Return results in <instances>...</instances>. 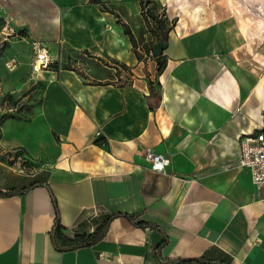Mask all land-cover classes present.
<instances>
[{"label": "crops", "instance_id": "0c3cea01", "mask_svg": "<svg viewBox=\"0 0 264 264\" xmlns=\"http://www.w3.org/2000/svg\"><path fill=\"white\" fill-rule=\"evenodd\" d=\"M18 1L31 36L8 37L0 54L1 94L22 104L0 103V118L15 114L0 120V190H25L0 195V264H264V185L237 166L238 134L264 131V5L156 0L187 21L168 31L158 73L139 0ZM102 4L118 23L99 16ZM103 26L111 60L80 56ZM34 41L48 68H32ZM147 149L169 157L165 172ZM57 212L85 243L53 237ZM113 213L156 225L167 243L157 249L154 229Z\"/></svg>", "mask_w": 264, "mask_h": 264}, {"label": "rangeland", "instance_id": "374dc122", "mask_svg": "<svg viewBox=\"0 0 264 264\" xmlns=\"http://www.w3.org/2000/svg\"><path fill=\"white\" fill-rule=\"evenodd\" d=\"M79 1L81 3H83V4H89V1H91V0H79ZM18 2H19L18 0H16V1L15 0H0V54H1L2 50H4V48L1 47V42H6V40H7L6 38H3L4 34L1 32L2 31V27L5 24H8V26L12 27V29H13V34L12 35H8L7 38L10 37V36H17V37H20V38L21 37H26L27 35L31 36V33L29 31L28 25H26V23H24L23 16L21 15V11L22 10L20 9L21 5H24L26 2H24L22 4H20ZM249 2L252 3V4H255L257 6L264 5V0H249ZM19 4H20V6H19ZM149 6H154L158 16H160V17L165 16L168 23L173 22V24L171 25L172 27L176 23H178L179 25L181 23H183V26L187 27V21H184L183 19H181L179 21V17L178 16H175V17L169 19V16L166 13V5L161 3V1L153 0V3L151 2ZM99 8L101 10V13L99 14V16L105 15L108 22L118 23L117 21L119 19L117 18V16L115 14H109L107 12L106 13L102 12V11H105L104 9H107L105 4H102L101 7H99ZM25 10L29 11V9L24 8L23 11H25ZM89 12H90V9H87L86 12H82L81 11L79 13V15H78L84 21V23L81 24V27L85 28L84 32H87V29H86L85 26L87 25V23H90V19H89L90 18L89 17L90 14H89ZM181 15L185 16V17L188 16L186 11L181 12ZM154 25H156V24H154ZM21 31H25L26 35L25 36L20 35L19 33ZM100 31H104V32L97 38V40H95V41L84 40L82 42L85 46L89 45L88 46L89 49L85 48L84 50H81L80 56H84L85 58H87V57H90V56H94V54L98 53V54H100L99 58H101L103 60L104 59H106V60L110 59L108 57L109 54L106 51L107 50V45H108L107 38L108 37L111 38V44H114V41L112 40L113 39L112 38L113 32L110 31V30H106L105 26H103L100 29ZM123 31L124 30L121 27V33L122 34L124 33ZM137 33H138V28H137ZM140 35H142L143 39H145V36H148V38H150V36H152L151 33L148 31L145 23L142 24V31H141ZM33 59H34V53H33ZM13 65L15 67L14 63H13ZM62 65L66 66V67H71L70 61L63 62ZM9 68H11V67H9ZM38 98H39V94L34 96L33 99L34 100H39Z\"/></svg>", "mask_w": 264, "mask_h": 264}, {"label": "trees", "instance_id": "16d2710c", "mask_svg": "<svg viewBox=\"0 0 264 264\" xmlns=\"http://www.w3.org/2000/svg\"><path fill=\"white\" fill-rule=\"evenodd\" d=\"M97 3L100 2L101 0H96ZM140 2V13L143 17L144 23L148 29V31L151 33L152 36H157L160 39L167 37L168 35V31L171 29V25L173 24V22L168 23L166 20V17H160L158 16V14H156L153 10V8L150 5V3L152 2V0H139ZM165 15V14H164ZM152 21H151V20ZM156 24V25H154ZM122 27L124 30V33L128 35V37L133 40V34L131 32V30L129 29V26L127 25V23H123L122 22ZM22 36H25V31H21L19 33ZM6 46V42H1V47L4 48ZM150 49V48H149ZM157 62H158V67H157V72L160 73L163 68L165 67V63H166V59L163 56H158L156 57ZM5 100H8L9 102H12L13 104L16 103V100H14V96L10 93H4L3 96L0 97V103L1 102H5ZM22 107H20L21 109ZM9 116H15V114H4L0 120H3L6 117ZM23 190H10V191H1L0 190V195H12L14 193L17 192H22ZM56 210H57V205L55 206ZM59 213L57 212L56 217H55V222H54V227H53V237L59 238V239H63L64 240V244H67L69 246H77L80 245L82 243L86 242V238L82 235H76L74 237H69L64 233V227L60 224L59 222ZM116 215H124L128 218H130L136 225H138V227H150L152 229H156L158 232H160L161 235V240L159 241V243L157 244V249H160V247H162L164 244L167 243V235L160 229L158 228L156 225L154 226V224H150L148 222L145 221H136V217L137 215H129V214H121V213H113L111 214L108 219H110L113 216ZM107 219V221H108ZM107 221H105L104 224H101L100 226H98L94 232H93V238H99L101 237L104 232L106 231L105 228L107 226ZM170 261V260H168ZM171 261H173L175 264H216V262L210 261V260H206L204 258H175L172 259Z\"/></svg>", "mask_w": 264, "mask_h": 264}, {"label": "built area", "instance_id": "2783aa9c", "mask_svg": "<svg viewBox=\"0 0 264 264\" xmlns=\"http://www.w3.org/2000/svg\"><path fill=\"white\" fill-rule=\"evenodd\" d=\"M4 34L3 38L7 39L8 35L13 34L12 27L5 24L2 27ZM34 59L32 62V68L34 70L40 68H48L53 63L51 56L49 55L46 47L41 45L40 42H33ZM13 68V64H8ZM1 88H0V97ZM22 104L16 101V103L5 100V106L7 112H12L20 107ZM100 130H96L95 135H99ZM239 152L237 154V166L241 169H248L250 172L251 180L260 185H264V131L260 130L253 134H245L240 132L239 134ZM144 158L149 164L150 168L160 172H165L170 164V159L167 155L159 152H154L150 149L145 150Z\"/></svg>", "mask_w": 264, "mask_h": 264}, {"label": "water", "instance_id": "95a60500", "mask_svg": "<svg viewBox=\"0 0 264 264\" xmlns=\"http://www.w3.org/2000/svg\"><path fill=\"white\" fill-rule=\"evenodd\" d=\"M153 41L151 42V53L153 56H160L163 53V50L166 48L167 44H168V40L167 37L164 38H158L157 36H153ZM152 233H150V238H151V242L153 244H158L159 242V233L157 230H153L151 231Z\"/></svg>", "mask_w": 264, "mask_h": 264}]
</instances>
